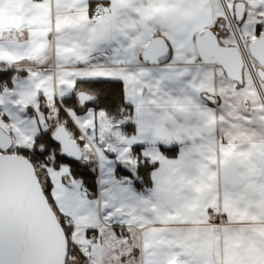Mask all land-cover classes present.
Wrapping results in <instances>:
<instances>
[{"label":"crops","instance_id":"crops-1","mask_svg":"<svg viewBox=\"0 0 264 264\" xmlns=\"http://www.w3.org/2000/svg\"><path fill=\"white\" fill-rule=\"evenodd\" d=\"M92 1L105 17L93 16ZM239 1L245 18L247 2L264 4L233 0ZM211 2L0 0V73L10 78L0 81V109L8 117L0 126L13 146H31L56 123L53 101L71 95L77 79L121 80L126 88L135 132L127 136L125 120L117 121L120 144L111 149L110 119L99 123L91 104H79V114L66 109L86 141L84 158L95 162V196L69 164L47 169L52 203L89 264H264L263 127L249 126L251 135L221 133L218 83L231 79L220 66L203 63L195 46L204 28L223 34ZM258 26L264 22L247 41ZM155 36L166 39L168 61L144 59ZM134 145L156 163L148 190L118 170L119 161L135 167Z\"/></svg>","mask_w":264,"mask_h":264},{"label":"water","instance_id":"water-1","mask_svg":"<svg viewBox=\"0 0 264 264\" xmlns=\"http://www.w3.org/2000/svg\"><path fill=\"white\" fill-rule=\"evenodd\" d=\"M245 3L234 4V15L240 22ZM200 60L220 66L226 76L237 82L244 80V60L236 44L220 42L218 32L204 28L195 35ZM256 60L257 74L264 80V35L247 43ZM171 51L166 39L155 36L143 52L151 63L168 61ZM78 104L94 103V95L81 90ZM64 124L52 132L61 154L72 160H83L84 150ZM166 144V143H164ZM12 136L0 126V264H68L69 239L43 189L34 164L28 157L11 151ZM122 169L138 182L137 168L122 164Z\"/></svg>","mask_w":264,"mask_h":264},{"label":"trees","instance_id":"trees-1","mask_svg":"<svg viewBox=\"0 0 264 264\" xmlns=\"http://www.w3.org/2000/svg\"><path fill=\"white\" fill-rule=\"evenodd\" d=\"M100 4L98 1L90 2V10L92 11ZM223 26H226L225 20H221ZM223 29V28H222ZM220 30V29H219ZM222 31H225L223 29ZM221 33V31L219 32ZM261 35V27L258 26L256 31V37ZM231 44V43H229ZM10 75V74H9ZM8 80L10 83V78L4 77L3 73H0V81ZM125 87L121 80L115 79H80L76 81L74 92L66 97H63L60 102L57 100L53 101L56 110V123L49 127L47 130L42 131L33 138L31 146H19L14 145L11 147V151L17 154H22L28 157L35 166L36 173L38 174L43 189L49 199L51 206L56 212L65 232L69 239V256L68 264H89L90 258L87 254L85 248L75 245L71 242V230L72 226L67 223L58 211H56L55 206L50 198L51 184L48 177L47 169L49 167L59 168L63 164H69L70 174L79 179L82 184H84L88 190L91 192L92 196H95L97 190V173L94 161H90L87 158L83 160H72L61 154L60 146L52 138V132L59 124H64L86 154V141L82 138L80 131L77 129L71 118L68 116L66 109L73 108L78 114L83 110L78 104L77 92L84 90L95 97V103L91 104L97 110L103 111L105 116L111 121H121L125 119L122 123V129L127 136L134 134L135 124H133L130 118L131 105L126 101L125 98ZM90 105V104H88ZM85 108V107H84ZM49 111V106L43 109L44 113ZM8 122V117L0 109V122ZM142 146L134 145L132 147V157L136 159L135 168H137L138 176L142 182L134 183L145 190L150 189L152 186V172L156 166V163L151 162L148 158H145L141 152ZM118 170L121 173H127L122 169V162H118Z\"/></svg>","mask_w":264,"mask_h":264},{"label":"rangeland","instance_id":"rangeland-1","mask_svg":"<svg viewBox=\"0 0 264 264\" xmlns=\"http://www.w3.org/2000/svg\"><path fill=\"white\" fill-rule=\"evenodd\" d=\"M225 1L227 2L229 8L233 10V0ZM211 4L215 9L216 17L224 19L223 11L221 9V0H212ZM247 5L248 11L246 14V18H243L241 23L237 22L236 24V29L244 41L248 40V34L253 30V27L257 22H264V4H260L255 7L256 2H247ZM219 28L221 34L223 33L220 37L221 42L227 44H235V35L233 33L234 31H231L228 28V25L224 27L223 24H219ZM222 28L226 30L225 33L222 32ZM222 72L223 71H221L220 74ZM220 77L222 78V75H220ZM244 77L245 79L242 86L240 84H236V82H234L233 80L226 81L224 77L218 83L220 86L219 90L222 98V104L220 106L222 112L219 116V124L222 135L226 137H237V135H251V131L248 132V130L251 128L249 126L251 125H261L264 132V100L258 93V91H260L258 85L256 83L253 84V82L249 79V75L247 73L244 74ZM260 88L264 94V80L261 79ZM246 102L250 104L252 108L251 112H249L245 108L248 105L246 104ZM97 111L99 123L101 121H104L105 123V114L101 110ZM108 121L112 132V142L108 141V145L106 146V148H110L112 146L120 144V135H118L117 132L119 129V122H113L110 120ZM238 124L245 125L248 127V129H239L238 127H236L238 126ZM232 129H234L235 131H232ZM227 130L229 131L228 133H226ZM24 144L28 145L26 144V142Z\"/></svg>","mask_w":264,"mask_h":264},{"label":"built area","instance_id":"built-area-1","mask_svg":"<svg viewBox=\"0 0 264 264\" xmlns=\"http://www.w3.org/2000/svg\"><path fill=\"white\" fill-rule=\"evenodd\" d=\"M222 8H223L224 20H225L226 24L228 25V28L231 31H234L233 33L235 35V44L239 47L241 54L243 56L245 69L248 70L247 72L249 73L254 84L256 83L258 85V87L260 89V91H258V93L264 98L263 92L260 88L259 77L256 73V61L248 51L247 42L241 38V36L239 35V33L236 29L237 20H236V18H234L235 15L233 14L231 9L229 8L227 2L224 0H222ZM92 14L96 18L102 19V17L106 16L107 11L102 10L100 7H96L92 11ZM262 31L264 32V27L262 28ZM124 184H126V183H124ZM82 188L84 190H87V187L84 184H82ZM88 235L92 240L98 239V236H96V234L93 233L92 231H90L88 233Z\"/></svg>","mask_w":264,"mask_h":264}]
</instances>
